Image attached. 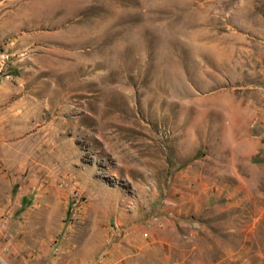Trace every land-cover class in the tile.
Masks as SVG:
<instances>
[{"label": "rangeland", "instance_id": "1", "mask_svg": "<svg viewBox=\"0 0 264 264\" xmlns=\"http://www.w3.org/2000/svg\"><path fill=\"white\" fill-rule=\"evenodd\" d=\"M0 259L264 264V0H0Z\"/></svg>", "mask_w": 264, "mask_h": 264}, {"label": "water", "instance_id": "2", "mask_svg": "<svg viewBox=\"0 0 264 264\" xmlns=\"http://www.w3.org/2000/svg\"><path fill=\"white\" fill-rule=\"evenodd\" d=\"M1 260V259H0ZM2 261V260H1ZM2 263H4L3 261H2ZM5 264V263H4Z\"/></svg>", "mask_w": 264, "mask_h": 264}]
</instances>
